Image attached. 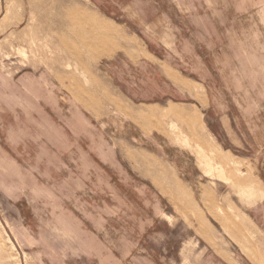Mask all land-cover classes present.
<instances>
[{
  "label": "rangeland",
  "instance_id": "obj_1",
  "mask_svg": "<svg viewBox=\"0 0 264 264\" xmlns=\"http://www.w3.org/2000/svg\"><path fill=\"white\" fill-rule=\"evenodd\" d=\"M0 264H264V0H0Z\"/></svg>",
  "mask_w": 264,
  "mask_h": 264
},
{
  "label": "crops",
  "instance_id": "obj_2",
  "mask_svg": "<svg viewBox=\"0 0 264 264\" xmlns=\"http://www.w3.org/2000/svg\"><path fill=\"white\" fill-rule=\"evenodd\" d=\"M97 19L99 20V22L101 21L100 25H103L102 22H104V24H107L106 27L101 26L102 30L104 31V33H107V35H105L103 33V37L100 41L101 42L100 46H97L95 48V49H97V51H99V55H101L102 57L103 56L110 57L111 55H113L118 50H126L125 52H127L131 56L135 57L133 51L127 49L126 46L128 45L127 47H130L131 44L134 45V43L136 41L129 38V36H127V35H122V33L112 23H110V22L108 23L105 20L102 21L99 17H97ZM96 42H98V41L96 40ZM149 53L152 54L151 52H149ZM174 76H175V80L178 82V84L183 89L194 90V88H193L194 84L192 82H190V81L188 82L185 79H182L176 73H174ZM29 84H30V86H33V80L31 78H29ZM27 88H30V87L27 86ZM118 99H119V101L117 102V103H119V105L117 106L118 109H120L122 112H124L126 115H128L132 118L143 119V118L153 117V116L157 115V111H155L153 108H147V107L142 108L141 107V108L136 109L130 105H126L124 103V100L121 97H118ZM121 104H122V106H121ZM174 108H180V107L174 105L172 109H174ZM205 133H206V130L204 127V134ZM53 134H54V132H52V135ZM211 138H212V136L208 135V139L210 140ZM15 234H16V237H18L19 239L22 240V236L24 235L23 232L21 233L19 230H17V231H15Z\"/></svg>",
  "mask_w": 264,
  "mask_h": 264
}]
</instances>
